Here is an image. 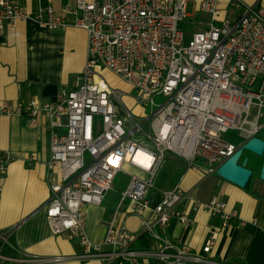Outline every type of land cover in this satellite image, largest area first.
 Instances as JSON below:
<instances>
[{"label":"built area","instance_id":"2783aa9c","mask_svg":"<svg viewBox=\"0 0 264 264\" xmlns=\"http://www.w3.org/2000/svg\"><path fill=\"white\" fill-rule=\"evenodd\" d=\"M242 1L228 3L239 9L245 7ZM193 3L196 13L213 18L220 14V0ZM189 4V0H75L57 16L42 0L34 14L16 0H0V35L19 21H34L51 31L74 27L88 36L87 61L75 89L63 91L55 102L0 107L1 115H28L31 123L45 114L52 129L63 131L51 143L46 224L54 236L79 239L80 258L85 261L106 258L104 248L111 247L112 258L124 255L136 264L138 253L131 247L137 234L125 225L115 228L111 223L98 243L86 235V206L101 205L125 170L132 174L119 210L128 203L142 221V234L162 242L157 256L165 264L200 261L188 259L160 233L173 219L191 224L181 208L185 202L196 213L205 211L219 219L218 227L207 230L205 253L221 231L239 221L237 211L228 210L220 197L201 203L184 192L186 174L162 193L160 203L152 206L149 199L169 153L186 164L187 172L215 175L264 127V8L249 10L236 22L213 23L186 42L183 24L190 17ZM100 70L135 89V104L143 116L131 114L122 101L126 95L111 88ZM159 97L166 101L157 104ZM147 109L152 111L149 116ZM239 139L240 145L234 142ZM12 161L11 153L0 155V175L7 174ZM6 246L8 236L0 234V264L18 262L2 254Z\"/></svg>","mask_w":264,"mask_h":264},{"label":"crops","instance_id":"0c3cea01","mask_svg":"<svg viewBox=\"0 0 264 264\" xmlns=\"http://www.w3.org/2000/svg\"><path fill=\"white\" fill-rule=\"evenodd\" d=\"M42 1L53 7L55 15L62 16L66 7L74 6L75 0ZM16 2L34 14L41 0ZM228 2L220 0V14L212 17L204 29L225 19L236 22L249 10L264 8V0H243L245 7L239 9L232 8ZM14 25L0 35V107L4 104L24 107L33 100L55 102L63 91L75 89L74 79L82 74L87 61V33L74 27L51 31L34 21H19ZM62 133L51 128L45 114L40 115L36 123H31L28 115L0 114V155L11 153L13 156L7 174L0 175V234L8 236L9 246L17 254L14 258L19 261L12 264H133L124 255L112 258L111 247L104 248L106 258L85 261L80 258L83 248L79 239H72L69 234L54 236L46 224L51 143L54 135ZM179 162L186 166L180 159ZM183 175L184 192L201 203L220 197L227 203L228 210L237 211L239 221L231 229L221 231L215 246L205 253L207 230L218 227L219 219L205 211L196 213L185 202L181 208L189 215L191 224L184 226L173 219L165 231L159 229L162 236L182 249L188 259H200L199 262L191 260L190 264H264V197L216 174L187 172L186 166V172L165 189L150 191L152 206L160 203L162 193L173 189ZM108 194L101 205L86 206V235L98 243L106 237L111 223L115 228L125 225L137 234L131 247L138 253L136 264H165L157 256L162 242L142 234V221L132 213L129 204L125 203L119 210L121 199L116 201ZM5 255L12 256L10 249H6ZM55 257L66 260L51 262Z\"/></svg>","mask_w":264,"mask_h":264},{"label":"rangeland","instance_id":"374dc122","mask_svg":"<svg viewBox=\"0 0 264 264\" xmlns=\"http://www.w3.org/2000/svg\"><path fill=\"white\" fill-rule=\"evenodd\" d=\"M189 1L190 4L188 6L187 14L190 17L183 24V29L186 34V42H189V40L191 39L192 35L195 32L203 31L204 26L208 25L212 18L211 15L203 12L196 13L195 5L193 3L194 0H189ZM99 73H100L99 75H101L110 84L111 88H113L115 91L122 92L126 95L122 101H124L125 105L127 106V108L129 109V111L133 116L140 117L144 115V112L135 104L134 99L135 97H138V94L135 91V89L133 90L132 87H130L128 84L118 79L115 75H113L111 72L107 70H100ZM74 81L77 86V77L74 79ZM155 101L157 104H162L166 101V99L163 98L161 99V97H159L156 98ZM151 112H152L151 109L149 110L147 109L145 113L147 116H149L152 114ZM260 170H261L260 166H255V171L257 173ZM184 172H186V166L180 164L179 159L173 154L169 153L162 165V168L160 169L158 176L156 177V179H154L155 180L153 187L154 191L158 192L165 189V187H167L172 181L177 180L180 174H183ZM131 174L132 171L125 170V173H120L118 175L115 181L114 188L110 192H108L109 193L108 195H110L112 199L119 201L122 198V195L130 182L129 175ZM6 249L7 250L10 249V251L12 252L11 257L13 259H16L14 257L17 256V254L15 253L14 250L13 251L11 250L10 246L4 247L1 250L2 254L5 255ZM10 264H12V262Z\"/></svg>","mask_w":264,"mask_h":264},{"label":"water","instance_id":"95a60500","mask_svg":"<svg viewBox=\"0 0 264 264\" xmlns=\"http://www.w3.org/2000/svg\"><path fill=\"white\" fill-rule=\"evenodd\" d=\"M258 135L259 136L248 141L235 153V155L218 168L216 175L219 178L234 184L241 189L248 188L252 179L253 171L247 167V158L240 163L244 153L247 152L263 159L261 170L259 172V179L264 182V127Z\"/></svg>","mask_w":264,"mask_h":264},{"label":"flooded vegetation","instance_id":"af4514ba","mask_svg":"<svg viewBox=\"0 0 264 264\" xmlns=\"http://www.w3.org/2000/svg\"><path fill=\"white\" fill-rule=\"evenodd\" d=\"M246 158L248 159L247 167L253 171L252 179L249 183L250 191H252L258 196L264 197V182L259 179L260 171L258 173L255 171V166H260L261 169L263 159L261 157L246 152L240 160V163H242Z\"/></svg>","mask_w":264,"mask_h":264},{"label":"trees","instance_id":"16d2710c","mask_svg":"<svg viewBox=\"0 0 264 264\" xmlns=\"http://www.w3.org/2000/svg\"><path fill=\"white\" fill-rule=\"evenodd\" d=\"M234 142L236 143V144H238V145H240L241 144V142H242V140H234ZM258 176V175H257ZM248 191H250V187L248 186V188H246ZM144 237H142L141 239H143ZM8 264H10V263H8Z\"/></svg>","mask_w":264,"mask_h":264}]
</instances>
